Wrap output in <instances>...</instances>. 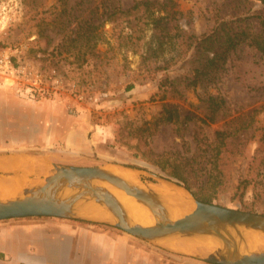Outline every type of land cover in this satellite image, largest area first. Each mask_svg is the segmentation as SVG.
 Returning <instances> with one entry per match:
<instances>
[{
	"label": "rangeland",
	"instance_id": "1",
	"mask_svg": "<svg viewBox=\"0 0 264 264\" xmlns=\"http://www.w3.org/2000/svg\"><path fill=\"white\" fill-rule=\"evenodd\" d=\"M143 1L0 0L9 18L3 35L6 44L23 45V58L31 69L56 68L64 81L58 98L60 109L68 117L82 119L86 127L75 135L80 150L67 146L56 151L52 146L55 162L81 166L116 163L152 172L176 184L152 161L179 163L186 169L192 188L197 190L207 178L211 161L202 156L198 139L208 141L217 130H237L229 139L235 151L223 159L227 185L217 192L213 203L241 210L249 207L254 210L251 212L264 214V200L260 198L264 192V165L262 152L258 150L264 128V55L252 46L239 44L214 77L209 75L193 84L195 68L204 56L193 48L185 51L184 45L179 48L169 45L184 33L210 32L219 12L225 13L230 25H245L240 20L246 16L258 13L264 16V4L255 0L248 13L240 14L243 12L238 5L244 0H174V13L167 28L161 31L155 18L167 14L164 0H149L152 1L149 7ZM114 7L130 12L105 22L106 13ZM84 21L104 22L98 29L101 38L94 46L97 56L90 53V48L80 49L72 41L75 29ZM84 52L85 62L81 56ZM166 77L175 81L179 92H167L164 96L159 83ZM0 91L17 94L9 87H0ZM207 93L225 100L214 122L203 119L201 105ZM164 106L189 110L197 117L181 135L174 123H162L155 129L153 122L163 113ZM13 110L6 99L0 98V128L5 125L6 137L18 127L23 131L26 128L24 124L18 126L16 119H8ZM18 148L15 153L26 150ZM141 177L158 181L146 173ZM242 179L250 181L243 199L232 198ZM209 188L203 186L211 192ZM146 245L155 251V260L162 264H212L147 241Z\"/></svg>",
	"mask_w": 264,
	"mask_h": 264
},
{
	"label": "water",
	"instance_id": "2",
	"mask_svg": "<svg viewBox=\"0 0 264 264\" xmlns=\"http://www.w3.org/2000/svg\"><path fill=\"white\" fill-rule=\"evenodd\" d=\"M108 164L113 163L81 166L52 162L49 174L41 181L20 186L13 197L0 201V221L52 216L107 223L171 252L212 264H264V248H252L248 243L250 232L264 234V214L201 201L184 186L173 182L186 190L194 205L189 213L173 217L165 197L158 190L147 183L139 185L126 180L108 169ZM141 172L158 181H171L152 172ZM7 180L0 174L1 185ZM111 187L148 207L155 223L142 225L134 221ZM94 204L104 207L113 219L88 217L84 208ZM185 238H211L218 247L211 252L185 253L167 244L168 240Z\"/></svg>",
	"mask_w": 264,
	"mask_h": 264
},
{
	"label": "crops",
	"instance_id": "3",
	"mask_svg": "<svg viewBox=\"0 0 264 264\" xmlns=\"http://www.w3.org/2000/svg\"><path fill=\"white\" fill-rule=\"evenodd\" d=\"M0 98L6 99L14 108L8 119H16L18 126L24 124L26 127L25 131L18 127L6 137L5 125L1 124L0 157L12 154L30 156L31 162L36 164L33 165L37 166L27 175L30 185L49 174L51 164L55 162L52 146L55 150L57 148L56 151L67 146L80 150L75 135L86 127L82 119L68 117L60 109L59 97L29 99L0 91ZM69 120L79 122L70 126ZM15 146L26 150L15 153V149H19ZM89 148L92 150V146ZM40 167H46V170H40ZM3 172L8 173L7 178L16 174L12 169L0 168V174L5 176ZM101 225L52 216L1 220L0 264H162L155 260V251L146 245V241L114 225Z\"/></svg>",
	"mask_w": 264,
	"mask_h": 264
},
{
	"label": "trees",
	"instance_id": "4",
	"mask_svg": "<svg viewBox=\"0 0 264 264\" xmlns=\"http://www.w3.org/2000/svg\"><path fill=\"white\" fill-rule=\"evenodd\" d=\"M254 1L255 0H244L241 5H238L240 10L243 12L240 14L248 13L253 8L252 6ZM258 1L264 4V0ZM142 4L149 7L150 4H152V1L145 0L142 2ZM174 4V0H164L165 7H168L167 14L159 15L155 18L157 27L161 28V31L167 28L169 17L174 13V11H172V7L174 6ZM129 12V9L124 10L121 9V7H114L113 9H111V11L106 13L105 22L113 20L120 14H127ZM252 18L254 19L252 20ZM240 21L245 25H238L237 27H234L233 25H230L228 20H226L225 13L219 12V14L215 18L214 25L212 26L210 32L201 34L184 33V35H179V37H181L180 39L177 38L176 41L171 40L169 42L170 47L176 48V46L178 45L177 48H179L180 45H184L185 51L193 48L196 52L200 53L201 57L204 56L199 62L200 65L195 68L196 75L192 80L193 84L201 82L203 77H208L209 75H212L214 77L217 70H219L222 67V64L226 62L230 51L235 49L239 44H247L249 46H252L262 55H264L263 14L258 13L256 15L253 14L250 16H246ZM103 24L104 22L97 24L88 23L86 21L82 22V24H79L75 29V38H73L72 41H76L80 49L90 48V53L97 56L98 53L94 50V46L101 38V31L99 32L98 29ZM219 39L222 40L219 42ZM164 42L166 43V41L160 40V43L164 44ZM81 56L83 62H85V52L81 53ZM159 89L164 92V96L167 92H179L175 81L167 77L160 81ZM224 105L225 100L222 97L207 93L202 99L201 105L203 119L206 122H214L218 117L219 110H221ZM196 117L197 115L192 111L184 110L178 107L164 106L163 113L155 119L153 125L154 128L157 129L158 126L162 123H174L176 124L177 133L181 135L184 129H187L189 122L194 121ZM236 133L237 130H217L214 137L208 141H202L198 139L197 146L202 152V156H206L211 161L207 178L203 182V184L198 187L197 190H194L192 188L186 173V169L179 163H163L159 161H152V163H154V165H156L167 177L176 180L178 184L184 186L187 190L193 193V195L197 199L204 202L213 203V199L216 196L217 192L225 190V186L227 185L225 181V173L223 171V166L225 165L223 159L224 157H227L228 153H234L235 150L230 147L229 139L232 136H235ZM259 142L260 147L258 150L262 152L261 162L264 165V128L262 134L259 137ZM249 183L250 181L248 179L240 180L235 187L232 198L239 196L240 199H243ZM203 186H210L209 189L212 191H205L203 189ZM260 198L264 200V192L260 195ZM244 210L250 212L254 211L249 207H245ZM79 221L92 223L83 220Z\"/></svg>",
	"mask_w": 264,
	"mask_h": 264
},
{
	"label": "bare ground",
	"instance_id": "5",
	"mask_svg": "<svg viewBox=\"0 0 264 264\" xmlns=\"http://www.w3.org/2000/svg\"><path fill=\"white\" fill-rule=\"evenodd\" d=\"M33 164L36 165L31 162L30 156L24 154H12L0 157V168H6V170L12 169L16 172V174L14 173L13 176L8 178V182L2 185L0 184V201L13 197L23 184H30L27 175L30 174L33 167L37 168V166ZM106 166L111 171L134 184L143 185L147 183L158 190L165 197L173 217L183 216L193 210V201L183 187L167 180H160L157 182L143 180L141 177V170L134 167H126V165L124 166L116 163ZM40 170H46V167H42ZM111 190L115 192L123 202L134 221L142 225H152L155 223V217L148 207L120 189L111 187ZM93 206L84 208L88 217L96 220L113 219V216L101 205L94 204ZM248 243L252 248H264V234L250 232L248 234ZM167 244L185 253L211 252L218 247L217 242L211 238L171 239L167 241Z\"/></svg>",
	"mask_w": 264,
	"mask_h": 264
},
{
	"label": "built area",
	"instance_id": "6",
	"mask_svg": "<svg viewBox=\"0 0 264 264\" xmlns=\"http://www.w3.org/2000/svg\"><path fill=\"white\" fill-rule=\"evenodd\" d=\"M3 8L0 6V87H9L29 99L60 97L64 81L56 68L47 71L31 69L23 58L25 47L6 44L3 35L9 18Z\"/></svg>",
	"mask_w": 264,
	"mask_h": 264
}]
</instances>
